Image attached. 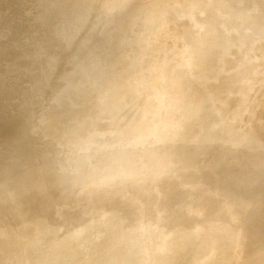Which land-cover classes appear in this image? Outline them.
Returning a JSON list of instances; mask_svg holds the SVG:
<instances>
[{
	"label": "bare ground",
	"instance_id": "6f19581e",
	"mask_svg": "<svg viewBox=\"0 0 264 264\" xmlns=\"http://www.w3.org/2000/svg\"><path fill=\"white\" fill-rule=\"evenodd\" d=\"M19 1L18 4L17 2L13 1V3H16V6L19 5L17 6V8H15V12V5L14 7L11 6V0H0V100L2 98L1 96H3L4 100V103H2L3 105L0 104L2 105L0 106V109H2L0 110L2 111L0 113H3V115L0 117V161L2 160L1 164L4 168H0L3 173L2 175L4 176L2 178L0 177V264H50L49 262H42V260L35 258V247L32 245L33 242L35 245H45L50 240L59 241L58 245L56 246H44V248L53 257L52 264H115V258L117 257L119 258L121 264H138L141 259L140 246L143 244L141 241L142 239L138 237L139 223L136 221L134 215V205H128V203L122 200L121 195L123 193H126L129 197L126 199L137 200L139 205L146 210V227L148 231L149 240H146L147 242L153 241V236L158 232H161L162 235H166L168 237H173L180 233V228H177L176 230H163V227L168 228L169 226L166 224L167 221L159 222L156 217H154V210L159 207L160 202L154 203L151 199H149L150 197H148V192L146 191V188L149 189L150 187L156 186V190L161 191L162 194V199L160 200L162 201L161 203H172L174 199V194L176 192V183L174 181L175 179H172L171 176L166 173L167 171H158L157 167H154L151 164L146 172L147 174L142 178L141 183L138 185V188H136L132 186L131 179L134 177V172L136 171L137 166L141 164L139 162L148 156L149 151L153 148V144L158 142L160 138L167 136L169 139L172 138L171 140H173L175 143L173 149H168L166 151L160 152V154H158L159 158H157V155L153 156L154 158L152 159V161H166L171 164L172 167H174L175 165L179 166L184 162V159L182 158L183 156L180 157V153L175 152L181 151L179 149H181L183 143L187 142V140L189 139L191 140L192 136L194 137V131L198 127L205 128L210 125L223 126L224 124L227 125L231 119H236V121H240L241 124L244 125V119L242 118L244 114L248 117V123L246 122V128H244V135L246 136V138L242 141V143H234L233 147L225 144V146L220 149V158L218 159V161H221V163L223 164L222 166L215 167L210 170L206 168L205 162H203V159L201 157L198 164L193 169V172H195V174H198L199 176L208 175V177L205 178L209 180L208 182L210 183L211 187L204 188L205 186L201 185L203 193L201 194V197L198 200V205L196 207L192 206V202L187 204V201L185 203V205L191 204V209L193 212L208 211L210 212L209 216H215L219 213H225L228 215V218L216 222L211 232L206 233V236L202 239L197 238V235H199L197 234L199 226L198 224H196L193 228L195 232H191V236L188 241H192L195 244L199 241L200 246L204 239L208 237L210 233H212V231H214L219 239L224 237L227 238L225 242L227 243L226 246H224L220 251H222V253L229 251L228 249L236 241L234 234L230 230V224L235 223V221L238 219V215H242L243 212L246 211V209H250L257 205L260 199L262 198L260 193L262 187L264 186V135L262 133L264 131V110L261 111V113L259 114L261 119L260 120L259 117H257V114L260 109L257 108L262 102L264 103V59H257L255 57L256 52L253 55L240 54L239 58L246 61V75L249 76V81L242 86V89H252V91L256 89L257 94H244L239 102V107H236L235 105H229L226 109L219 113L220 115H217L216 113L218 112H216L212 115L213 118H208V120L204 121L202 120L203 122L199 120V117L204 112V104L195 103L193 106L188 107L183 103V96L180 94V92H170L168 85L165 82L173 76L171 78V82L173 83V81L175 82L179 79L180 75L174 76L172 66L175 63L169 61L170 64H168L163 69L161 68L157 76L151 82L148 81L154 89L153 93H155L154 95L158 102L156 104L155 111L157 112L158 106H161V110L162 107L165 108L164 118L157 124L151 122L150 115L149 117L145 116L143 118H139L136 125L142 128L149 129L150 138L146 140L147 142L146 144H144L142 151L138 155H136L134 154V148L131 144L132 141H129L134 139L136 129L135 131H132V129L127 126L125 128L124 125H126V120L129 118L132 108L137 107L140 110V108L143 107L142 105L145 98L142 91L138 90L136 93L133 94L134 89L132 88V92H128L125 88V85L130 80L127 79V82L123 81L126 79V75L123 79L120 78L123 83L121 82L119 84H116L115 82V87L114 83L113 87L110 84V86H105L104 84L107 90L106 92L102 93L101 91V93L99 94L94 92L95 90H98L100 86L96 84L97 82L95 81L97 79L95 80L94 78L93 79L95 81L93 82V84L95 83V86L97 85L98 88L95 87V89H93L92 87L94 85L91 82L92 80L90 81L88 79V82H91L90 84H92V87H89L88 84V86L85 85V83L83 82L85 87L87 86L88 88L86 87V89L81 84L83 89L85 88V90H82L79 84L82 83L80 78H83L82 75L84 74L85 77L83 79H86V75L89 74V72L86 73L87 69L83 66V64L86 65V62L83 60L85 59V56H83L84 58L80 55L78 57L82 58V60L84 61L80 64H82V66L85 68L86 74L83 71L84 68H81L83 69L81 70L80 67L82 66L80 64V67L78 66V63L81 61H79L80 58L78 59V57L76 56L79 53H76V55L71 54L75 56L74 60L79 61L74 62L75 64H77L80 71H83V74L79 71L80 75H77L78 78L75 77L72 78V80L67 79L71 77L70 75H72L70 74V71L72 69H69L72 68V65H69L68 60L73 57L69 55V58V56L67 55L69 59L67 58L68 60H66V54L64 53L66 57L63 53V56H61L60 52L62 51L61 49L66 46L64 45V42L65 39H67L66 37H68L69 33L65 37L62 36L64 37L63 39L62 37L61 39L56 37V34L59 32V35H61V33L63 35L64 33H66L62 32L64 29V31L70 30L69 28L66 29L67 26L63 27L64 29L62 30L60 29V27L62 26L61 22L65 20V18H67L66 20L69 19V23L70 17L72 19L71 21H73V16H75L76 18H80L81 15L86 18L88 17V19L90 18L95 20L94 18H97V16L95 17L96 14L94 15V12L98 9H101L99 12L101 14L102 10L104 11V14L103 12V15L101 14V16H104V18L102 17L104 20L98 17L97 20L100 19V21H97L99 24L96 23L98 29L94 27L93 28L96 29L95 34H98L99 32H101L100 30H102L103 36L101 37L102 39H104L103 37H105V41L103 40L104 42L101 43L103 46H105V48L108 46L107 44H109V47L108 49H104L101 46L102 48L100 50L99 47L101 44L96 43L97 41H99V39H101V37L99 38V36L102 35V33H100L99 36L96 35V43H94L95 40L93 43L95 44V46L99 45L98 47L96 46L97 48H99V55L102 57L105 56V54L107 53L106 55L108 56H106V60L111 62H114L113 58H115V61L118 60V64H115L119 67L124 68V72L120 74H136V71L134 70L135 65L148 68L153 62H161V59H159V51L162 47L160 40H157V42L152 46V48H145L147 49L145 51L139 49V46L144 44V42L149 38V36H151L152 33L156 32V30H159L158 35H163V33H161L163 29H166L169 25H172L174 27L176 26L177 23L173 21V18L175 15L182 11L178 6L180 0H174L175 2L171 3L170 5H166V2L169 0H163L162 3H160L159 7L161 8L162 15L160 18H164L156 21L155 23H152V25H144L145 22L147 23L146 12L150 9V6L146 4L147 0H119L120 5L122 6L121 10L123 13L120 14V16L122 17V22L125 23L124 19H126V15L128 16L130 12H134V14L132 15H136L134 16L135 18H140L143 21L139 28L138 25H136L137 22L136 24H134L136 25V27L132 26L131 28L129 27L130 25L128 21H126L128 24H121V17H119L120 21L118 17L116 20L115 13L118 12L116 10H114V13L111 12L112 14H115L114 16L108 15L109 11L113 9V7L112 9H108L111 6L108 5L109 1H111L112 4V0H81L79 2L77 0V3L73 2V0L71 3H69L70 0H21V3H19ZM115 1L118 2L117 0ZM191 1L192 0H189V2ZM227 1L228 0H204L202 4L198 7V9L188 15V18L187 20H185V22H196L195 26L192 27V30L188 31V33L190 34V39L191 37L198 35L200 30L204 26H206V24L210 23L209 21L212 20V17H210V13L213 10L214 6L218 3H225ZM116 4L118 5L119 3ZM120 5L119 7H121ZM11 7H13L14 11H12L15 14H12ZM219 19L220 17L214 19V21H218ZM76 20L75 23L77 22ZM78 20L81 26L82 20ZM132 20L133 18L131 19V22L135 23V21ZM223 20L225 21V30L222 32L221 36L218 38L217 41L221 39H223L224 41L226 38H231L241 39L244 43H250L255 40L257 49L259 51L264 50V0H245L238 6L233 7L232 12L229 14V16L222 18L220 21ZM116 21H119L117 25L115 24ZM137 21H139V19ZM83 22H86L85 24H87V26L89 25L88 27H90V24L92 23L93 24L91 25V27L95 24V21H91L92 23L89 24V22H87V19L86 21H82V24ZM69 23H67V25ZM77 25L80 29L79 24ZM118 25L120 27L123 25L126 28L128 26L130 30L134 27L133 29L137 28V30L132 29L133 31H135L134 33L131 32V34L130 32H127V35L126 33H124L123 36L120 35V31H117V29L120 28ZM116 26H118V28ZM73 27L75 29L77 28L75 26ZM73 27L71 29L72 32ZM81 27L83 30H85L83 26ZM122 27L120 28L121 31L124 28ZM59 29L61 31H59ZM88 30L89 28L86 29V31ZM92 30L93 29L91 28V31ZM124 30L122 32H126ZM95 31L93 30L92 34ZM81 32L83 34V31ZM90 32H88L86 35L91 34ZM76 33L81 36L79 30L78 32L76 30ZM76 33L75 35L77 36ZM53 34L57 40L54 39V37H52V40L51 36H53ZM92 34L91 36H95V34ZM71 35H69V37ZM80 36L77 37L80 39ZM120 36H122V39L120 41H114V39H116L117 37L120 38ZM75 37L69 38L72 39L71 42H74L73 40L75 39ZM77 37L76 39H78ZM209 39V35L204 36L199 43L205 45L209 41ZM80 40V44L82 43L81 45L84 46V43L86 41L84 40V42H82V39ZM174 41H178V44L180 45L179 47L182 48L185 45L186 35H179L177 39H174ZM223 41L216 42L215 44L222 46ZM69 42L67 43V45H69ZM89 42H91V40ZM89 42L88 45L90 46L85 43V47H88V50H86V48L84 50L83 46L81 47L83 48V52L85 54L88 53L89 50H94V52L97 50L95 49V47L93 49L94 45L92 43L89 44ZM70 44L73 45V43ZM34 46L38 47L39 59L34 58L37 55V52L35 51L37 48H35L34 51L32 50L33 54L32 51L31 53L29 51ZM71 46L69 47L71 48ZM77 46H79V44H77ZM69 47L67 46L63 49L68 50ZM76 47L75 49L78 50V47ZM129 47L131 48V51H129V53H127L126 55L122 56V53L120 51L122 49H128ZM194 47H196V45ZM81 48L79 49V52ZM103 49L106 50V52ZM26 50L30 54H32V56H28L27 54H25L27 56L24 55V57L35 62L33 68L35 66L38 70V66H36V63H38V65L40 64L39 67H41L40 72H37L35 69H33V72L35 70L37 73L40 74H37L36 77L38 79H36V81L34 80V83L38 81V85H36L39 89L37 88L38 90L36 89L34 90L35 92L33 91L34 94L32 97V100L40 101V110L37 113L35 112L33 118L30 117L29 113L28 115H25L23 113L26 112H23V110L20 111L23 112L21 114L25 115V117L27 116L26 118H28V120L36 121L38 123L43 121L39 129L33 128L35 131L32 128L30 130V127L26 125L29 123V121L26 122V118L24 121L20 116L21 121L14 122L17 119V114H19L18 110H21V108H23V104L25 102L23 104L21 103L23 106L21 107L20 105L21 108L18 109L16 108L17 105L13 106V102L9 101V97L11 96H9V94L12 93H9L8 80H11L12 78L10 79L7 75L12 74L13 72L17 75L19 73L16 71H22V66L24 62L22 61V64H20L19 58L17 57L23 58L22 54L25 53ZM67 50L66 53L71 49H69L68 51ZM34 52L36 54H34ZM70 52H68V54ZM94 52H92V55L95 56L96 59L98 55L96 56L95 53H97V51L95 53ZM20 53H22L21 56L19 55ZM134 54H136L137 56L136 62L131 61V57ZM208 54L209 52H206L203 56L196 55L194 57V62H197L198 60H204L206 62L207 68H209L210 62H208V58H206ZM91 56H87L88 59L87 57L86 59L90 60L89 58H92ZM116 57H118L117 60ZM202 57H204L205 59H202ZM97 58L99 59L100 57L98 56ZM104 58V62H107ZM26 59L22 60L25 61ZM99 61L101 62L100 59ZM99 61H95L96 64H99V67H97L95 63L93 64L92 61L90 63L88 62L87 65L92 63L91 65H96L97 69L100 68V65L102 68L103 65L100 64ZM71 62L73 63V61ZM91 65H89L88 67L92 68ZM106 65L108 66L107 69L109 70V72H114L110 70L111 67L109 63H106ZM106 65H104L105 68ZM24 66V70H26V67L28 70L29 66ZM93 68L96 71V68ZM75 69H77L75 71L78 72L79 69ZM101 70L105 71L106 69L103 70L102 68ZM30 71L31 75L32 69H30ZM89 71L90 73H95V71H91V69ZM77 72L75 73L77 74ZM98 72L96 73L99 75ZM107 72L108 71L106 70V73ZM106 73L101 72L102 76ZM120 74H118L117 78H119ZM21 75L20 77L22 78H32V75L30 76L29 74L27 76L30 77H26V75ZM33 75L36 74L33 73ZM73 75L76 76L74 73ZM18 76L19 75H17V78ZM89 76L90 74L88 75V78L93 77ZM122 76H124V74L121 75V77ZM36 77L34 76L33 79ZM100 77L101 76L95 78ZM112 77H110V80H108L111 81L113 79ZM141 78L142 77L140 76V79ZM186 78H188V74ZM189 78L190 80H192V82L194 81L197 83V81L195 79H192V77ZM129 79H132L133 81L131 75ZM148 79L150 80L151 78ZM13 80H15L14 76ZM16 80L15 82H9V85H11L10 83H12V85L15 83L17 84L21 79L18 80V82ZM139 80L137 77L136 83H138ZM26 81H24L25 83H22L26 85H35L34 83H30L29 80L27 81L29 82V84ZM98 81H101L100 84H102L101 86L103 87L102 82H104V80L100 79ZM114 81L116 80L113 79L112 82ZM132 81L128 83L130 84V86L134 85L132 86L134 88L135 85H138L139 88L140 86H143V84H141L143 83L142 81H140L138 84H131L134 82ZM149 83H144L146 84V88L144 87L145 89H147ZM12 87L14 88V85ZM12 87H10V91ZM22 87H24V85ZM152 87L148 88V93H150V88L153 91ZM162 87L164 88L161 89ZM13 88L12 92H14L15 90V88ZM18 88L21 89L20 87ZM18 88L16 87V89L20 92ZM28 88V90H30V86ZM130 88H128V90ZM25 90L26 87L24 88V91ZM101 90H103V88ZM44 92H47L48 94L46 95V93L44 94ZM15 93L16 92H14V94ZM14 94L12 95L16 96V94ZM23 94L21 96L24 97ZM94 94L97 96V98H94ZM17 95L20 94L18 93ZM16 98L18 99V101L22 99L18 97ZM27 98L25 100H27ZM54 99L56 101L60 100V102L57 101L58 103H60V105L55 106V103L53 102ZM98 99L101 100L100 103H103L108 108V115L102 116V119H104L103 129L110 130V134L95 136L94 139L89 143L84 142L83 140L82 148L74 150L75 152H69L68 154V159L70 162L74 161L76 158L80 159L81 163L78 165V168H75V171L73 173H70V175H54V164L52 158L55 156L54 152L57 147L55 143V137L60 132L70 131L69 128L72 124L71 122H69V114L71 110L70 107L76 105V107L74 108H76V112L78 111L77 114L80 116V113L84 109H86V106H83L82 103L89 100L98 102ZM68 100L76 101H69L70 103L73 102L74 104L72 103L71 105H69L68 103V106L66 104ZM147 100L148 98L146 99V101ZM18 101H16V104H18ZM154 101L152 103H154ZM26 105L24 107H26ZM150 106L151 108L153 107L152 105ZM248 106L251 107L250 111L246 110ZM241 107L247 108H242L241 110H239V108ZM24 110L27 109L24 108ZM81 116L85 117L83 115V112ZM82 117V120H80L81 127H89V118L87 117L83 119ZM178 118L181 119V122L179 124H176L175 127L172 124L173 128L170 127V123ZM252 119L253 121L254 119L258 121L255 127H252ZM112 120L113 123L109 125ZM11 123L15 124L16 128H13V125L10 128ZM32 123L33 122L30 123L31 127ZM136 125L135 127H137ZM27 127H29V129ZM37 127L38 126L36 125V128ZM13 136H16L17 139L15 138V140H13ZM36 142L40 143V146L42 148H39L42 149V151L44 150L45 152H47L44 153L45 155L47 154L46 156L44 154L41 155V151L40 149H38V145L34 146ZM210 142V140L206 142L205 138H201L199 143L203 144L202 148H205L206 150L212 149V151H214V141L211 143ZM9 148L10 150L8 151H10L12 154L11 158H8L6 155H3ZM35 148L36 150H39V152H36L34 150ZM3 149H6V151L4 152ZM118 153L121 154V157L116 155ZM241 154L251 159V166L248 170L245 168L242 169L241 167H237V162ZM229 162H234V167L229 169V171L227 172L226 170H223V167ZM1 164L0 167H2ZM115 168L119 169L120 171L118 173H113V170ZM248 181H253L251 190L249 191L248 197L242 200V193L240 191H242V186H244L245 182ZM47 185L49 186L46 187ZM41 186H45L46 188L41 191H34L35 189ZM79 190L86 191V193H84L86 195L87 200L89 202L93 201L95 207L94 210H96L95 212L93 211L92 217L88 221L80 219L81 213L79 211V206L76 204L75 201V196L77 195ZM88 193H90L89 196H87ZM103 193L111 197L110 201L106 202L105 205L107 211L104 209H100V207L96 206V204H98L99 202V196ZM131 196H134L132 197L133 199L131 198ZM225 200L228 201V203L226 202L227 204L225 203ZM72 210L75 211L72 214L70 220L67 222V215L69 214V212H72ZM55 211L58 214H54ZM10 212L21 213L19 217L14 218L12 220V224L15 225L14 234L8 233V230L6 229V226H10L11 224H5V218ZM171 214V220L169 222L173 224L176 223V226H178L179 224L181 226L182 224L185 225V223H187L189 220V216L183 215L181 213V210H178L177 212L174 209V211L172 210ZM258 214L259 216L264 215V209L261 210ZM108 218H110V220H106ZM52 219L59 220L58 226L54 227L50 225L49 222ZM205 221H208V217L207 219L205 218ZM66 231L70 232V234H63ZM81 231L87 233L86 240L74 241V238H72V236L70 235L73 232L78 233ZM248 238L251 239V237ZM77 239H79V237ZM188 241L186 242L188 243ZM186 242L180 245L178 249L173 250L170 254V258H173L175 255H177L183 248L186 249ZM94 250L97 251V255L95 257H92L91 251L93 252ZM256 252H258V250H256L255 245L249 246L247 249L244 250V257L248 259L255 257L254 254ZM59 260H62L64 263H59Z\"/></svg>",
	"mask_w": 264,
	"mask_h": 264
},
{
	"label": "rangeland",
	"instance_id": "374dc122",
	"mask_svg": "<svg viewBox=\"0 0 264 264\" xmlns=\"http://www.w3.org/2000/svg\"><path fill=\"white\" fill-rule=\"evenodd\" d=\"M8 1H10V0H8ZM13 1L17 2V4H18L19 0H11V2H12L11 6L14 7V5H15V7H14V10H15V8H17V6H19V5L16 6V3H13ZM22 1L20 0L19 3H21ZM76 1L77 0H73V2L77 3ZM79 1H81V0H78V2ZM112 1H113L112 4H111V1H109L108 5H111V6L108 9H112V7H113V9L110 10L109 13L108 12H106V13H108L109 16H114L116 14L115 16H116V20H117V17L118 18L121 17L120 14L122 13V10H121L122 6L120 5V1L119 0H117L118 2H116L115 0H112ZM129 1H132V0H129ZM162 1L163 0H147L146 1V4H148V6H150V9L146 12L147 23L145 22L146 24L144 23V25H149V24L152 25V23H155L156 21L161 20L162 18H164V17L160 18L162 15H161V8L159 6H160V3H162ZM203 1L204 0H192L191 2H189V0H180L178 6L180 7V9L182 11L179 12L177 15H175L174 18H173V21H175L177 23L176 26L174 27L172 25H169L166 29H163L161 31V33H163V35H158V31L159 30H156V32L152 33L151 36H149V38L144 42V44L139 46V49H142V50L145 51V50H147L145 48H149V49L152 48V46L157 42V40H160L161 44H162V47H161V49L159 51L160 52V56H159L160 58L159 59H161V62H159V63L153 62V63L150 64V66L148 68H144L142 66L135 65V67H134L135 69L134 70L136 71V74L135 73L131 74L129 72L130 75H131V78H133L134 82L132 81V79H129L130 75L127 74V73L126 74L123 73L124 76L121 77V75H123V74H120V73L124 72L123 71L124 68L123 67H119L118 65L115 64V63L118 62V60H117L118 57H116L117 61H115V58H113L114 62L113 61L111 62V61L106 60L107 59L106 56H108V55H106L107 54L106 53L105 56H102L103 58L105 57L104 59H105V61H107V62H104L103 58L99 55V52H98L99 48L101 50L102 47L104 49H108V47H109V44H107L108 46L105 48V46H103L102 43H101V42L105 41V37H103L104 39H102V37H101V36H103L102 30H100L101 32L98 31L99 32L98 34H95L96 33L95 30L98 29L97 28V24H99L97 21H100V19L97 20V18L98 17L101 18V19L104 18V16H101L102 12L104 14L103 10H102L101 14L99 12L101 9H98V10H96L94 12V15L96 14L95 17L97 16V18H94L95 20L90 19V18L88 19V17L86 18V17H83L81 15L82 18H81V16H80V18H76L75 16H73L74 17V18L72 17L73 21H74L73 22V21H71L72 19L70 17V23L72 25L68 22L69 19L66 20L67 18H65V20H63L61 22V25H62L61 27L62 28L60 27V29L62 30V29H64L63 27L67 26L66 29L69 28L70 30H67L68 31L67 32V31H64L65 30L64 29L62 32H66V33H64L63 35H62L61 32H60L61 35H59V32L57 34L55 33L56 37L61 39L62 36L65 37V36L68 35V33H69V35H71V34L75 35L76 30H77V32L79 30L81 36L76 33L77 36L81 37L80 39H82V42H84V40L87 37V39L85 40L86 41L85 43H87V45H88V42L91 40V42H89V44L92 43L94 45L93 49L95 47V49H97L96 50L97 53H95L96 51L94 52V50H89V52H91V53L88 52L89 54L88 53L85 54L83 52V48H84V50H85V48H86V50H88L87 49L88 47H85V43H84V46H83V45H81L82 43L80 44L81 40L76 35L75 36L79 40L76 39L75 36L71 35L69 37V35H68L69 38L75 37L76 40L74 39L73 40L74 42H71L72 39H69L68 37H66L68 39V42H69V40H70V42H69V45H67L68 42H67V39H65L66 43L64 42V45H66V46H64L63 48H66L67 46L68 47L71 46L72 44H70V43H73V45L71 46V48L69 47V49H71L70 50L71 52L68 51L69 49L67 50V49H63L62 48L61 49L62 51L60 52L61 56H63L64 53L66 54V56L67 55L69 56L71 54L76 55V53H79V54H77L76 57H78L79 55L82 56V57L85 56V59H83V60L86 62V65H87L88 62L90 63L91 61L94 64L95 61L97 62L100 59L101 62L100 61L99 62H100V64L103 65V67H102L103 70L106 69L108 71L107 73H106V70L102 71L101 70L102 69L101 65H100L101 69L100 68L97 69V67H99V64L95 63L97 65V67H96V65L92 66L91 65L92 63H91V64H88L87 66L85 64H83V66L87 69V72H86L85 68L82 66V64H80V63L84 62L82 60V58L78 57V59L80 58L79 61H81V62H79L77 60H74L75 56L71 55V57H73V58L69 59L70 56L68 58V56L66 57L65 54H64V56L66 57V60H68V59L70 60V61L68 60L69 65L70 64L72 65V68H69L70 70L72 69L71 71L69 70L70 74H72V75H70L71 77H69L67 79H71L72 80V78H75V77L78 78L77 75H80L79 71H80L81 68H84V70L81 69V70L84 71V73L85 72L86 73L89 72L90 76H93V77L89 76L90 78H88L89 74H87L86 75L87 78L83 79L85 76L83 74V71H80L83 74V75L81 74L83 78H80L82 83H79L80 84V88L82 90H85V88L88 85H89V87L90 86L92 87L93 82L97 79L95 82H97L96 84L100 85V86L98 88V86L97 85L95 86V83H94L93 84L94 86L92 88L93 89H95V87L98 88V90H95L94 92H96L97 94L101 93V91H102V93L106 92L107 91L106 87H105L106 85L110 84L113 87V83H114V87H115L116 84H119V83L122 82L120 80V78L123 79L125 77V75L127 77L125 79L126 81L123 80L124 82H127L128 80H130V81H128L129 83L131 81L133 82L131 84H134V83L138 84L140 81L143 82V83H141V84H143V86H140V88H139L138 85L137 86L135 85V88H134V87H132L134 85L130 86V84L128 82L125 85V88H126V90L128 92L129 91L132 92V88L134 89L133 90V94L136 93L138 90H141L143 95H144V98H145L144 101L142 100L143 101V105H142L143 107L141 106L142 108H140V110L137 107L132 108L131 114L129 115V118L126 120V123H125L126 125H124L125 128L127 126L130 129H132V131H135V129H136V133H135L134 139L133 140H129L130 142L132 141L131 144H132V146L134 148V154H136V155H138L142 151L144 144H146V142H147L146 140L150 138V133H149L150 130L149 129L142 128V127L136 125L137 121L139 120V118H143L145 116L149 117V115H150L151 116L150 117L151 122L155 123V124H157L158 122L162 121V119L164 118L165 108L162 107V110H161V106H158L157 112L155 111V107H156V104L158 102H157V100L155 98V95H154L155 93H153L154 89H153V87L151 86V84L149 82H151L157 76V74L159 73L161 68L163 69L168 64H170V62L175 63L172 66L173 67L174 76L175 75H180V77H179V79L177 81H175V82L173 81V83H172L171 82V78L173 76L172 77L170 76L171 78H169L168 81H166L165 83L168 85V88H169L170 92H174V91L180 92V94L183 96L182 97L183 103L186 106H188V107L190 106L191 107L195 103L196 104L200 103V104H204L205 105L204 112L199 117L200 121L208 120V118H213L212 115L215 114L216 112H218V113H216L217 115H220L219 113L222 112L224 109H226L229 105H235L236 107H239V102H240L242 96L244 94H246V93L251 94V95L257 94V90L256 89L253 90V91H252V89H249V90L245 89L246 91L242 89V86L245 85L249 81V76L246 75V61H244L243 59L239 58V56H240V54L253 55L256 52L255 57L257 59L261 60V59H264V50H260L259 51L257 49L256 44H255L256 43L255 40H253L250 43H244L241 39H231V38L228 39V38H226L224 41H223V39H221L223 41L222 46H219V45L215 44L216 42H222L221 40H219V41H217V40L221 36L222 32L225 30V27H224L225 26V21L224 20L220 21V20L222 18H225V17L229 16V14L232 12L233 7L238 6L239 4L244 2L245 0H228L225 3L216 4L214 6L213 10L210 13L211 14L210 17H212V20L209 21L210 23L206 24V26H204L200 30V32L198 34L199 36L195 35V36L191 37V39H190V34L188 33V31L192 30V27L195 26L196 22L195 21L185 22V20H187L188 15L190 13H192L196 9H198V7L202 4ZM71 2H72V0H70L69 3H71ZM115 2L119 3V4L117 5ZM173 2H175V1L174 0H169V1L166 2V5H170ZM119 5L121 7H119ZM13 7H11V11L13 10ZM114 10H116L118 12L115 11L116 13L112 14L111 12L114 13ZM13 11H12V14H15V13H13ZM15 12H16V10H15ZM98 12H99V15H98ZM132 14H134V12L133 13L130 12L128 14V16L126 15V19H124L125 23L126 24L129 23V25H130L129 27L130 28L132 26L136 27V25H138V28H139L141 26V24L143 23V21L140 18H138V19H139V21H142V22L137 21L138 19L134 17L136 15H132ZM127 17L131 18V19L133 18L132 21H135V23L134 22L132 23L131 19H128ZM218 17H220V19L218 21H214V19H216ZM123 18H124V16H123ZM134 18H135V20H134ZM78 19H81L82 21H86V19H87V22H89V24L92 23L93 21H95L94 23L95 24L97 23V24L96 25L94 24L91 27V25L93 24L92 23V24H90V27H88L89 25L87 26V24H85L86 22H83V24H82V21H81V26L84 27V24H85V27L87 26L86 28L84 27L85 30H83L82 27L80 26V22H79ZM14 20H16V19H14ZM75 20L77 22H79V23H77V22L75 23ZM119 21H120V18H119ZM119 21H116L115 24L117 25L119 23ZM126 21H128V23ZM136 22H137V24H136ZM67 23H69L70 25L69 24L68 25L71 26V27H69L67 25ZM73 23H74V25H73ZM125 23L122 22V17H121V24L125 25ZM77 24H79L81 30L79 29ZM134 24H136V25H134ZM153 25H155V24H153ZM73 26H75L77 28L75 29ZM118 26H116V27L118 28ZM72 27H73V32L71 30ZM93 27L96 28V29H94ZM123 27H122L123 28L122 31L125 29L124 31H126V32H122L120 30V28L117 29V31H120V35H123V36H124V33H126V35H127V32L128 33L129 32L130 33L131 32L134 33L135 31H133V30H135V29L137 30V28L133 29L134 27L132 28L133 30L131 29L132 31L129 29L128 26H127V28L125 26H123ZM88 28H89L90 31H91V28H92L95 32H93V34H92L93 30L91 32L89 30L86 31V29H88ZM60 29H59V31H61ZM70 31H71V33H70ZM74 31H75V33H74ZM81 31H83L84 35L82 34ZM85 31H86V33H85ZM88 32H90L92 35L95 34V36H91V34L86 35ZM100 33H102V35L99 36ZM57 35H59V36H57ZM82 35H83V38H82ZM96 35L99 36V38L101 37V39H99V41H97V43H96V40H95V39H97ZM179 35H183V36L186 35L185 45L182 48L179 47L180 45L178 44V41H176V42L174 41V39H177ZM207 35H209V38H210L209 41L205 45L200 44L199 42L202 40V38L204 36H207ZM88 36H89V39H88ZM52 37H54V39H56L54 34H53V36H51V38ZM64 37H62V39ZM117 38H116L117 40L114 39V41H116V42L120 41L122 39V36H120V38L119 37H117ZM52 40H53V38H52ZM87 40H88V42H87ZM94 40H95V42H94ZM172 41H174V42H172ZM75 42H77V43H75ZM93 42L96 43V44L100 43L101 44L100 47L97 48L99 45H96L97 46L96 47ZM77 44H79V46H77ZM195 45H196V47H194ZM73 46H75V47L77 46L78 50L75 49V47H73ZM82 46H83V48H81ZM88 46H90V45H88ZM35 48H37L35 51L37 52L38 57H37V55L36 56L34 55L35 56L34 58H38L39 59L38 47L34 46V47L31 48V50H29V49L28 50L31 53V51L32 50L34 51ZM80 48H81L82 51L80 50V52H79ZM66 50L68 52H70V53L69 54H68V52L66 53ZM22 51H25V50H22ZM33 51H32V54H33ZM72 51L73 52L75 51V52L73 53ZM104 51L106 52V50H104ZM129 51H131L130 47L128 49L127 48L126 49H122L120 52L122 53V56H124L127 53H129ZM170 51H171V53H170ZM92 52H94L96 54V56L98 55L100 58L98 59L97 58L98 56H97L96 59H95V56L92 55ZM188 52H190V53H188ZM206 52H209V54L206 57V58H208V62H210L209 68H207L206 62L204 60H198L197 62H194V57L196 55L203 56ZM30 53L26 50L25 53H23V54L20 53L19 54L20 56L22 54L23 58L17 57V58H19L20 64H22V61L24 62L23 66H22L23 67L22 71H16V72L19 73V74H17V75H19L18 78H17V75L14 74V72L12 74H8L7 75L10 79L12 78L11 80H8V78L6 76V78L8 80L9 93L11 92L12 94H14V92H16L15 93L16 96H13L12 94H9V96L10 95L13 96V97H11V96L9 97V99H10L9 101L13 102L12 105L13 106L17 105V107L16 106L15 107L19 109L23 105L25 106L28 103L27 104L28 106L27 105H26V107L23 106V108H21V110H18L19 114H17V115L19 117L17 116L18 120L15 117L16 120L14 121V119H13L14 122L21 121L20 116H21L22 120L25 121V118L27 117V116L25 117V115L26 114L28 115V113L30 114V117L33 118L34 115H35V112L37 113L40 110L39 109V107H40L39 102L40 101L32 100V97H33V94H34L33 91L38 88V86H37L38 85V81L36 83H34V82L36 81V79H38L36 76H37V74H40V73H37V72L41 71V69H40L41 67H39L40 64L38 65V63H36L37 64L36 66H38V70L36 69L35 66L33 68V65H35V62L31 61L30 59H26L24 57L25 54H27L28 56H32V54H30ZM34 54H36V53L34 52ZM168 54H169V56H168ZM27 55H25V56H27ZM87 56L88 57L91 56L92 58L94 57L93 58L94 60L92 58H89L90 60H87L88 59ZM86 57H87V59H86ZM185 57L188 58V59H186ZM27 58H30V57H27ZM22 59H26L27 61L26 60L24 61ZM202 59H205V58L202 57ZM102 60H103V62H102ZM71 61H73V63ZM74 61L79 62L78 66L80 67V65H81L82 67H80V69H79V67L77 66V64H75ZM131 61L132 62H136L137 61L136 54H134L131 57ZM32 62H33V64H32ZM25 63H27L28 65L25 64ZM106 63L110 64V67L113 68V69L110 68V70L114 71L115 73L114 72H109V70L107 69V67L109 65L107 64L108 65L107 66ZM30 64H32V65H30ZM24 65H26V66L30 65L28 67L29 71L27 70V67H26V70H24L25 69ZM73 65H75V66H73ZM89 65H91L92 68L88 67ZM104 65H106V68L104 67ZM31 66H32V68H31ZM73 67L78 68L79 69L78 72L75 71L77 69H75ZM93 67L96 68V71H95V69ZM30 69H32V74H31L32 78L30 77L31 76L30 75V72H31ZM33 69H35L37 72L35 70L33 72ZM90 69H91V71H95V73L98 72V70H99V72H98L99 75L97 73H96L97 74L96 75L93 72L90 73V71H89ZM23 71H25V72H23ZM75 72H77V74ZM101 72L102 73H106V74H103V76H102ZM140 72H141V74H140ZM27 73L30 76H27L28 75ZM33 73L36 74V75H33ZM73 73L76 76H74ZM91 74H93V75H91ZM118 74H120L119 78H117ZM187 74H188V78H186ZM20 75L21 76H25L26 75V77H30L31 80L28 79V78H25V77H23V78L26 79L27 81L29 80L30 83H34L35 85L36 84L37 85L35 86V85H32V84H29V82H27L22 77H20ZM111 75L114 76V77H112ZM13 76H14L15 80L17 78V80H16L17 82H18V80L21 79L19 81L20 84H19V82L17 84L16 83L13 84L14 88H15L14 92H12V88H13L12 87L13 86L12 83H10L11 85H9V82H11V81L15 82V80H13ZM34 76L36 78L33 79ZM99 76H101V77L100 78H95V77H99ZM140 76L142 77L141 79H140ZM110 77H112L116 81L112 82V80H113L112 78H111L112 80L109 81ZM115 77L117 79H119V80H117ZM137 77H138V80L140 79L138 83H136L137 82ZM147 77L151 78V79L149 80ZM189 77H192V79H195L197 81V83L194 82V81L192 82V80H190ZM88 79L90 81L92 80L91 81L92 84H90L91 82L90 83L88 82ZM100 79L104 80V82H102L103 83V87L101 86L102 84H100L101 81H98ZM24 81H26L29 85L24 84L25 83ZM81 81H79V82H81ZM117 81H120V82H117ZM22 82H24V83H22ZM83 82L85 83V85H87V84L88 85L85 87ZM107 82H109V83H107ZM115 82H116V84H115ZM144 83H146V84L149 83L148 86L152 87L153 91L150 88V93H148L149 92V89H148L149 87L147 86V89H145L146 88V86H145L146 84H144ZM81 84L83 85V87H85L84 89H83ZM104 84H105V86H104ZM23 85H24V87H22ZM165 85H164V87H165ZM29 86H30V90H28ZM33 86H34V88H33ZM127 86H128V88H130V87L131 88L128 90ZM10 87H12L11 91H10ZM16 87L17 88L20 87L21 89H19V88L18 89L20 90V92H23L24 94L20 93L16 89ZM25 87H26V90L24 91ZM136 87H137V89H136ZM164 87H162L161 89H163ZM22 88H23V90H22ZM102 88H103V90H101ZM89 89H91V88H89ZM151 91H152V93H151ZM18 93L20 95H17ZM45 93H46V95L48 94L47 92H44V94ZM22 94L24 95V97L21 96ZM96 95H95L94 98H97ZM104 95H106V94H104ZM1 97H2L1 98L2 101L0 100L1 101L0 104L4 103L3 102L4 101L3 100V96H1ZM16 97H18L20 99L22 98V99L18 101V99ZM23 98H24V100H23ZM26 98H27V100H25ZM147 98H148V100L146 101ZM14 99L15 100L17 99L16 101H18L17 102L18 104H16V101ZM57 99H59V98H57ZM151 100H153V101L155 100L154 103H152L153 101H151ZM57 101L60 102V100H57ZM57 101L55 99L53 101L55 103V106L60 105V103H58ZM69 101L75 102L76 100L75 101L74 100H68V102L66 103L67 105H68V103H69V105H71L73 103V102L70 103ZM100 101L101 100H99L98 102L97 101L94 102L92 100L91 101L89 100V101H86V102L82 103L83 106L84 105L86 106V109H84L82 111L83 115L85 117L81 116L82 112L81 113L79 112L80 116L77 114L78 111L76 112V108H74V107H76V105L70 107L71 110H70V114H69V116H70L69 117V122L72 123L70 128H69L70 131L60 132L55 137V143H56L57 147H56L55 152H54L55 156L52 158L53 164H54V175H56V176H60V175H63V174L70 175V173H73L75 171V168H78V165L81 163L80 159L76 158L74 161L70 162L69 159H68V154H69V152H75L74 150H78V149L82 148L83 140H84V142L89 143V142H91L94 139L95 136L110 134V130H106V129L104 130L103 129V120L104 119H102V116H107L109 111H108L107 106H105L103 103H100ZM148 102H150L152 104H150ZM21 103L22 104L24 103V104L22 105ZM153 104H155V105H153ZM2 105H0V106H2ZM20 105H21V107H20ZM150 105H152L153 107L151 108ZM250 106H248V108L247 107H241V108H239V110H241L242 108H244V109L247 108L246 110L250 111L251 110ZM24 108L27 109V110H24ZM257 109H260L258 114H257V117H259V119H260V115L259 114L261 113V111L264 110V103L262 102L258 106ZM0 110H2V109H0ZM22 110H23V112H26V113L20 112ZM0 112H2V111H0ZM161 112H163V113H161ZM21 113H23L25 115H23ZM84 113H86V114H84ZM2 115H3V113H0V117ZM81 117L83 119H85L87 117L89 118V127L88 126L86 128L81 127V123H80V120H82ZM242 118L244 119V123H245L244 125L241 124L240 121H236V119H231L227 125L224 124L223 126L210 125V126H207L205 128L198 127L194 131V133H195L194 137L192 136L191 140L189 139V140H187V142L183 143L181 149H179L181 151L176 150L178 152H175V153H180L179 154V155H181L180 157L183 156L182 158L184 159V162L181 165H179V166L175 165L174 167H172V165L169 164L166 161H162V162L152 161V159L154 158L153 156L157 155V158H159L158 154H160V152L166 151L168 149L169 150L173 149L175 143H174L173 140H171L172 138L169 139L167 136H164V137L160 138V140L158 142L153 144V148L149 151L148 156L145 159H143V160H141L139 162L141 164L137 166V169L134 172V177L131 179L132 186H134L136 188H138V185L141 183L142 178L147 174L146 172H147V170H148V168H149V166L151 164L154 167L156 166L158 171H167L166 173H168L169 176H171L172 179H175L174 181L176 183L175 184L176 185L175 186L176 187L175 188L176 192L174 194V199H173L172 203H167V202L161 203L162 201H160V200L162 199V194H161V191L156 190V186L150 187L149 189L146 188V191L148 192V197H150L149 199H151L154 203L160 202L159 203V207L154 210V217H156V219L159 222L167 221L166 224L169 225L170 227L169 226H168V228H164L163 227V230H168V229L176 230L177 228H180V233L178 235H176V236L168 237L166 235H162L161 232H158L157 234H155L153 236L154 237L153 241L147 242L149 240H148V231H147V227H146V222H147L146 210L139 205L137 200L126 199V198H129V197L127 196L126 193H123L121 195L122 200H124L126 203H128V205H130V204L134 205V207H135L134 215H135L136 221L139 223V225H138V237H140V239H142L141 241H142L143 244L140 246L141 259H140L138 264H264V215L260 214L262 216H259V214H258L261 210L264 209V186L261 189V193L260 194H261L262 198L260 199L259 203L257 205H255L254 207L250 208V209H246V211H244L242 215H238V219L235 221V223L230 224V228H231L230 230L234 234V236L236 238V241L228 249L229 251H227L225 253H222V251H220L224 246H226L227 243H225V242H226L227 238L224 237V238L219 239L214 231H212V233H210V235L204 239V241L202 242V244L200 246H199V244H200L199 241L196 244L193 243L192 241L191 242L188 241L190 236H191V232L192 231L195 232V230L193 228L195 227L196 224H198V226H199V229H198V232H197V234H199V235H197V238L202 239V238H204L206 236L205 235L206 233L211 232V230L213 229V226L215 225L216 222L222 221V220L228 218V215L225 214V213H219V214H217L215 216H212V215L209 216L210 212H208V211L207 212L206 211L205 212L204 211L203 212H197V211L193 212L192 211L191 207L192 206L196 207L198 205V200L201 197V194L203 193L201 185H204L205 186L204 188L211 187L210 183L208 182L209 180L207 178H205V177H208V175H206V176L205 175H203V176L200 175L199 176L198 174L196 175L195 172H193V169L198 164V162L201 159V157L203 159V162H205L206 168H208L210 170H212V168L219 167V166L223 165L221 163V161H218V159L220 158V149H222V147H224L225 144L228 145V146L233 147L234 143H242V141L246 138V136L244 135V132H245L244 128H246V122L248 123V117H247V115L243 114ZM243 119H242V121H243ZM113 120L109 123V125H111L113 123ZM27 121H29L28 124H26ZM26 122H25V124L30 127V130H31V128L32 129L33 128L34 129H39L41 127V124L43 123V121L38 123L36 121L28 120V118H26ZM31 122H33L31 124L32 127L30 126ZM180 122H181V119H179V118L175 119V120H173L170 123V127L173 128V125L175 127L176 124H179ZM251 122H252V127H255V125L258 123V121L256 119H254V121L252 119ZM13 123L10 124V128H11L12 125H13L12 126L13 128L15 127V124H13ZM36 125L38 126L37 128H36ZM135 125L137 127H135ZM29 127H27V128L29 129ZM263 130H264V126H263ZM262 133L264 135V131ZM89 134L90 135L93 134V135L90 136ZM88 135H89V137H88ZM16 136H13L14 137L13 140H15V138L17 139ZM201 138H203V139L205 138L206 142H208L209 140L211 142L214 141V144H215V148L213 149L214 151H212V149L211 150H206L205 148H202L203 144L199 143ZM213 138H214V140H213ZM35 145H38V149H40L39 147H41V146H40L39 142H36L34 144V146ZM8 150H10V148L7 149V151ZM34 150L36 152L37 151L39 152V150H36V148ZM5 151H6V149L4 150V152ZM7 151L5 153L3 152L4 154L3 153L2 154L6 155L8 158H11V156H12L11 152L10 151L7 152ZM40 151H41L40 152L41 155H43L44 153H47L44 150L42 151V149H40ZM116 155L121 157L120 153H118ZM4 158H5V156H4ZM1 162H2V160L0 161V164H1ZM233 163L234 162H229L226 165H224L223 170H226L228 172L229 169L234 167ZM237 165H238L237 167H241L242 169L245 168V169L248 170L249 167L251 166V159L247 158L243 154H241L240 158L238 159ZM0 168L4 169L3 165ZM1 169H0V177L2 178L4 176L2 175L3 173L1 171ZM119 171H120L119 169L115 168L113 170V173H118ZM6 175H8V174H6ZM252 183H253V181H248V182H245L244 186H242V191H240L242 193V197H241L242 200L246 199L248 197L249 191L251 190ZM48 186L49 185H47L46 187H48ZM46 187L45 186H41V187L35 189L34 191H41V190H44ZM84 192L86 193V191L79 190L77 195L75 196V201H76V204L79 206V211L81 213L80 219L81 220L84 219L85 221H88L92 217L93 211L95 212L96 210H94L95 207H94L93 201L89 202L87 200L86 195H85ZM89 195H90V193L87 194V196H89ZM124 196H125V198H124ZM132 197H134V196H131V198ZM110 199H111V197H109L107 194L103 193V194H101L99 196V202H98V204H96V206L100 207V209H104V210L107 211V209L105 208V205H106V202L110 201ZM241 199H240V201H241ZM187 201H188L187 204L192 202V206H191V204L190 205H185V203ZM226 202L228 203L227 200H225V203ZM174 209L177 212H178V210H181V213L183 215L189 216V220H188L187 223H185V225L182 224V226H181L179 224L178 226H176L175 225L176 223L173 224V223L169 222L171 220L170 219V217L172 215L171 212H172V210L174 211ZM74 211L75 210H72V212H69V214L67 215V218H68L67 222L70 220V218H71L72 214L74 213ZM56 213L57 212L55 211L54 214H56ZM20 215H21V213H19V212H10L6 216L5 224L6 225L11 224L10 226L9 225L6 226V229L8 230V233H10V234H12V233L14 234L15 233L14 232L15 225L12 224V220L14 218L19 217ZM85 217H87V218H85ZM207 217H208V221L206 222L205 218L207 219ZM106 220H110V218H108ZM204 222H206V223H204ZM49 223H50L51 226L56 227L59 224V220L58 219H52V220H50ZM63 234H70V232L66 231ZM70 236H72V238H74L73 239L74 241H80V240L85 241L86 238H87V233L84 232V231H81V232H78V233H76V232L74 233L73 232ZM78 237H79V239H77ZM248 237H251V239L248 238ZM186 241H188V243ZM184 242L187 243V248L186 249L183 248L177 255H175L173 258H170L171 252L173 250L178 249L180 247V245H182ZM58 243H59V241H51L50 240L45 245H50V246L54 245V246H56V245H58ZM150 243H153V244H150ZM32 245L35 247L34 248L35 249V258H37L39 260H42V262H49L50 264L53 263V257L44 248V246H45L44 244L35 245L34 242H33ZM253 245H255L256 246V250H258V252H256L254 254L255 257H252L250 259L245 258L244 257V250L247 249L249 246H253ZM91 255H92V257H95L97 255V251H95V250L93 252L91 251ZM62 260H59L60 261L59 263H64L63 262L64 260L63 261ZM115 264H121V262L119 261L118 257L115 258Z\"/></svg>",
	"mask_w": 264,
	"mask_h": 264
}]
</instances>
